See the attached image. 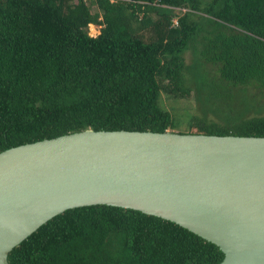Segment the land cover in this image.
<instances>
[{
	"label": "trees",
	"instance_id": "1",
	"mask_svg": "<svg viewBox=\"0 0 264 264\" xmlns=\"http://www.w3.org/2000/svg\"><path fill=\"white\" fill-rule=\"evenodd\" d=\"M164 97L193 101L185 128ZM263 101L264 0H0V151L87 128L264 136ZM222 256L174 222L95 204L51 217L6 259L217 264Z\"/></svg>",
	"mask_w": 264,
	"mask_h": 264
},
{
	"label": "water",
	"instance_id": "2",
	"mask_svg": "<svg viewBox=\"0 0 264 264\" xmlns=\"http://www.w3.org/2000/svg\"><path fill=\"white\" fill-rule=\"evenodd\" d=\"M105 204L174 222L264 264V136L171 130L65 133L0 151V264L66 209Z\"/></svg>",
	"mask_w": 264,
	"mask_h": 264
},
{
	"label": "rangeland",
	"instance_id": "3",
	"mask_svg": "<svg viewBox=\"0 0 264 264\" xmlns=\"http://www.w3.org/2000/svg\"><path fill=\"white\" fill-rule=\"evenodd\" d=\"M87 31L90 36H94L98 33L97 27L92 24H89L87 26ZM163 102L164 106L168 108L171 112H173V115L179 124V128H185L186 119L193 110V101L190 98L171 99L164 97Z\"/></svg>",
	"mask_w": 264,
	"mask_h": 264
},
{
	"label": "built area",
	"instance_id": "4",
	"mask_svg": "<svg viewBox=\"0 0 264 264\" xmlns=\"http://www.w3.org/2000/svg\"><path fill=\"white\" fill-rule=\"evenodd\" d=\"M110 1H113V0H110ZM181 10H184V9H181ZM172 22L175 23V19H173Z\"/></svg>",
	"mask_w": 264,
	"mask_h": 264
}]
</instances>
